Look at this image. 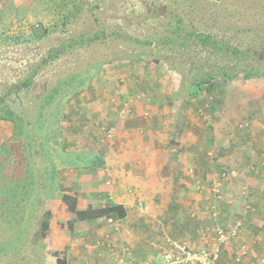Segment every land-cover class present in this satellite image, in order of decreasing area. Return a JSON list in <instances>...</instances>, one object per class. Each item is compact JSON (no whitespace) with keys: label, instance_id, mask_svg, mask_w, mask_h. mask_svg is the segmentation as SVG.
Wrapping results in <instances>:
<instances>
[{"label":"rangeland","instance_id":"1","mask_svg":"<svg viewBox=\"0 0 264 264\" xmlns=\"http://www.w3.org/2000/svg\"><path fill=\"white\" fill-rule=\"evenodd\" d=\"M0 11H3L0 15V108L14 113L9 122L0 119V152L4 148L9 151L7 160L0 158L4 165L0 172L6 175L0 179V203L10 195L11 179L28 170L34 178L33 191L20 203L23 209L20 223L9 217V231L0 235V243L4 242L0 264H49L48 261L58 255L53 238L50 241L41 237L43 211L52 202L51 212L62 221L65 207L61 204L58 208L60 193L84 184L85 179L80 181L77 171L84 170L91 153H101L106 143L103 128L113 130L114 137L116 123H123L117 118V112L126 106L131 114L135 100L143 106L161 109L166 120L178 115L172 111L173 107L177 110L189 105L194 123L204 128L205 133H211L206 135V152L201 153L205 161L207 158L215 181L220 183L223 199L218 202L213 196L208 185L213 179L206 178L202 190L208 193L209 189L211 196H208L204 216L211 222L212 205L218 212L214 224L204 225L211 240L207 244L214 243L215 224L228 229L234 224L232 221L240 222L236 214L225 217L219 209L220 203H229L231 198L227 193L234 188L239 191L235 199L238 196L236 204L241 211L249 218L258 216L254 218L255 223L264 220L257 207L260 205L250 204L252 198V202L264 207V197L257 193L253 196L246 182L248 175L264 179V170L254 160L264 155V138L257 145L250 143L253 134L258 140L257 131H264V75L248 74L251 68L264 69V57L259 54L264 45V0H0ZM169 11L171 13H167ZM65 15L68 21L64 22ZM175 16L180 17L188 29L214 35L221 43L246 52L247 58L221 53L188 38L167 44L175 27ZM111 30L120 38L66 46L56 58L37 70L29 89H10L11 85L25 81L52 50L72 40L87 39L91 33ZM123 35L129 39L124 40ZM134 39L140 43H135ZM150 41L164 45L145 47ZM74 73L83 80L76 88L78 95L58 96L59 101L41 110L45 93L58 79ZM211 82L215 83L214 89L207 93L206 87ZM129 91H134L136 96L129 95ZM205 99H210V108L206 111ZM201 110L205 111L209 122L202 119ZM102 111L116 113L110 125L105 123L108 118H100ZM0 115L5 116L3 109ZM148 115L151 114L148 112ZM19 117L24 121V130L16 136L13 122ZM246 121L250 122V128L238 129ZM229 134L250 137L239 147L242 153L238 162L230 158L233 151L224 147ZM94 135L99 139L95 140ZM216 140L221 144L215 148ZM55 164L59 171L54 169ZM224 170H234L236 176L221 179L219 174ZM53 174L55 177L49 179ZM104 177V181L112 180L105 174ZM225 185L233 189L227 192ZM68 216L71 214L67 211L69 219ZM55 223L60 226L58 220ZM240 223L238 236L226 244L230 251H224L222 264H264V233H254L247 226V234L241 236L246 229L243 231L244 225ZM163 229L162 241H166L170 232ZM2 232L5 231L0 227ZM241 246L247 250L248 262L243 259L235 263L233 258L239 254ZM128 251L119 244L112 249L110 254L115 264L124 263L129 254L123 253Z\"/></svg>","mask_w":264,"mask_h":264},{"label":"crops","instance_id":"2","mask_svg":"<svg viewBox=\"0 0 264 264\" xmlns=\"http://www.w3.org/2000/svg\"><path fill=\"white\" fill-rule=\"evenodd\" d=\"M129 95L136 96L134 91H129ZM132 108L133 111L125 122L116 123L115 135L109 143L106 141L102 146L101 153H97L98 155L91 153L83 166L84 170L81 173L77 171V175H80L79 180L85 179L84 184L66 192L76 198L79 208L85 209L89 206L99 208L112 203L125 209V217L118 220L116 229L114 225H109L107 218L72 222V215L67 218V208L60 199L58 208L60 209L61 204L65 207V216L60 221V218H55V214L51 212L52 202L49 203L46 208L50 211L46 238L50 241L53 238L54 248L59 256L55 255L53 260L48 262L54 263L57 257H64L67 264H115L110 253L119 244L125 250H129L123 253L129 254V257L120 264H163L159 257L161 256L159 249L160 246L163 247L162 240L165 236L163 228L170 232L168 239L184 243L193 250L204 247L208 241L211 242L210 236L206 233L207 226H204L215 223L210 219L211 222H208L207 217L204 216L207 214L206 205L210 199L208 197L210 191L208 189L206 193L202 190L206 178L216 180L207 158L205 161L202 156V151L206 152L204 144L207 141L206 135L211 133H205L204 128L194 123L190 116L189 105L181 106L177 110L173 107L172 111L177 112L178 115L167 120L165 115H161V109L143 106L137 100ZM148 112L151 115H148ZM115 114L102 111L100 118L109 119L105 122L109 124L112 115L115 120ZM193 133L197 134V137H194ZM254 135L250 143L257 145L264 138V131H257L258 140ZM226 136L229 140L224 143V147L233 151L230 158L238 162L242 153L239 147L250 137H236L232 134ZM94 139L99 137L94 135ZM210 139L212 137L209 138V141H212ZM215 142V148L216 145L221 144H217L218 140ZM254 160L260 164V169L264 170V155L255 157ZM57 166L58 164H55V169L59 171ZM104 174L112 177V180L104 181ZM246 177H248L246 182L254 192L253 196L257 193L260 197H264V179L251 175ZM75 182L76 179L71 181L72 184ZM197 182L200 184L199 189ZM211 182L209 181L208 185L211 186ZM227 185H225L227 192L233 189L228 188ZM236 190L234 188L232 192L227 193V197L231 199L229 203L226 201L220 203L219 209L225 217L231 213L236 214V218H239L244 225L243 231L246 229L245 234L241 236L247 234V226L254 233H264V220L259 219L258 223H255L254 218L258 216L247 217V213H243L236 204V199L239 200L238 196L235 199V194H239ZM63 193L65 190L60 194ZM252 201L251 198L250 204L260 205L257 207L261 209L260 216L264 217V207ZM55 220H58L60 226L56 225ZM204 228L206 229L203 230ZM250 229H248L249 233H251ZM104 237H108L111 241V249L98 251L94 247V242ZM225 250L230 251L229 245L222 247L218 264H222ZM248 259L249 257H246L244 260L248 262Z\"/></svg>","mask_w":264,"mask_h":264},{"label":"trees","instance_id":"3","mask_svg":"<svg viewBox=\"0 0 264 264\" xmlns=\"http://www.w3.org/2000/svg\"><path fill=\"white\" fill-rule=\"evenodd\" d=\"M67 2L69 1H76V0H65ZM64 5V3L62 2ZM65 7V6H64ZM3 11H0V13ZM149 12H153L150 11ZM167 13H171L170 11ZM1 13L0 15H2ZM68 15V14H67ZM67 15L64 16L63 20H67ZM174 22H175V27L173 30V33L168 40L167 44L174 43L176 40L179 38L186 39L188 38L189 40L193 42H197L198 44H202L205 46H209L210 48L217 50L221 53H230L232 56L236 58H247V53L240 51L236 48H233L231 46H228L226 44L221 43L216 39L214 35L211 34H206V33H199L196 32L194 29H188L183 22L182 19L178 16L174 17ZM116 38L119 39L120 35L115 31L111 30L108 33L104 32H99V33H91L87 36L86 38H82L79 41L72 40L69 41L66 45H63L62 48L54 49L52 50V54H47L45 58H42L41 62L31 71L29 76L23 81L21 84H18L16 86L11 85L10 89H22L27 88L29 89L32 85V78L36 74L37 70H39L41 67L47 65V62L51 61L53 58H56L62 50L65 49L66 46H73L76 43L84 42V41H98V40H104L106 38ZM124 40H128L129 37L126 35H123L122 37ZM135 43H140L137 39H134ZM160 45H164V43H156L154 41L148 42L145 47H158ZM259 54H261L264 57V45L261 46V50L259 51ZM250 76L255 75V76H261L264 75V69L260 70L257 67L256 68H251L249 69ZM234 76V75H231ZM83 84V80L79 78L78 73H74L71 76L63 79L60 78L57 80L56 84L52 86L47 93L43 96L42 100V107L41 110H45L47 107H49L52 103L57 102L60 100L58 96H62L63 98L67 94H72V95H78V92L76 91V88H78L79 85ZM215 83H209L207 89V93L212 91L214 89ZM1 104V102H0ZM1 107V106H0ZM4 110V115L6 116H1L0 119L9 122L10 120L13 119L12 116H14V113L10 110H6L4 108H0V110ZM17 120H14V127H15V134L16 136H19V134L24 130V121L21 117L17 118ZM6 148H4L0 152V158L3 160H7L9 156V151L6 152ZM54 167V166H52ZM4 165L0 162V170H3ZM55 169V167H54ZM52 169V171H54ZM225 171V170H224ZM5 173L0 172V179L4 178ZM55 177V174L51 175L49 179H53ZM34 178L32 177V174L29 172V170L24 173V175H20L17 178L11 179V184L9 185V190H10V195L7 196L6 200H3L0 203V227L5 231L0 233L4 234L9 231L8 224H10L11 219L9 217H12V219H15L16 223H20V220L22 219V214H23V209L20 206V203L26 199V195L28 194L29 191H33V183H34ZM61 201L64 203V205L67 208V211L72 215V222H77V221H93L96 219L100 218H110L114 221L121 220L125 217L126 212L125 209L120 206V205H115L110 203L109 205L106 204L102 207L99 208H92V207H87L85 209L79 208L77 204V200L75 197L67 194L66 192L61 195ZM42 221L40 224V234L43 239L46 237L47 230L49 229V220H50V211L46 210L43 211V216H42ZM1 240V239H0ZM4 243V242H3ZM3 243H0V251L3 249L2 245ZM49 264H67L66 258L64 257H57L54 263H49Z\"/></svg>","mask_w":264,"mask_h":264},{"label":"built area","instance_id":"4","mask_svg":"<svg viewBox=\"0 0 264 264\" xmlns=\"http://www.w3.org/2000/svg\"><path fill=\"white\" fill-rule=\"evenodd\" d=\"M206 101V105L204 106V110L209 109V103L210 99ZM126 106H123L121 110L117 112V118L120 120V122H124V120L128 117L129 110L128 108H125ZM205 111L201 110L200 115L203 116L202 119L207 123L208 117L205 114ZM250 128V122H243L238 126V129L240 130H246ZM103 136H104V141H110V139L113 137V130L111 129H106L103 128ZM263 149H264V143H263ZM219 176L221 179L234 177L236 176L234 170H229V171H221ZM197 189L200 188L199 182H197ZM211 192L213 196H215L219 201H221L222 195L220 193V183L217 181H214L213 184L211 185ZM245 193V192H244ZM242 193V194H244ZM248 206H246V209ZM210 212L209 216L212 218V220H216V216L218 214L217 212V207L215 206H210ZM107 222L109 223L110 226H117L118 221H114L110 218L107 219ZM240 227L241 223L239 221L234 222V224L229 227L228 229L224 228L223 226H220L218 224H215L213 226L212 233L215 237L214 243L212 244H206L204 247L193 250L189 248L186 244L180 243L177 241H172L171 239H166L164 241L163 247L160 246L161 250V261L163 264H218L220 255H221V250L224 245H226L229 241L235 239L239 232H240ZM94 247L98 249H106L110 248L111 249V241L108 239V237H104L102 239H99L95 242ZM248 253L247 250L244 246H241L239 249V254L236 255L233 258V262L235 263H240L243 259L247 257Z\"/></svg>","mask_w":264,"mask_h":264}]
</instances>
